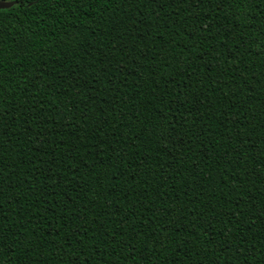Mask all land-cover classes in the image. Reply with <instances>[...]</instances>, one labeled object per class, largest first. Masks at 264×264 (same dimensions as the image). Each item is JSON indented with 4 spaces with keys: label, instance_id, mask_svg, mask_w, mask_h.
Listing matches in <instances>:
<instances>
[{
    "label": "trees",
    "instance_id": "trees-1",
    "mask_svg": "<svg viewBox=\"0 0 264 264\" xmlns=\"http://www.w3.org/2000/svg\"><path fill=\"white\" fill-rule=\"evenodd\" d=\"M0 264H264V0L0 8Z\"/></svg>",
    "mask_w": 264,
    "mask_h": 264
},
{
    "label": "water",
    "instance_id": "water-1",
    "mask_svg": "<svg viewBox=\"0 0 264 264\" xmlns=\"http://www.w3.org/2000/svg\"><path fill=\"white\" fill-rule=\"evenodd\" d=\"M17 3V0H0V8H8Z\"/></svg>",
    "mask_w": 264,
    "mask_h": 264
}]
</instances>
